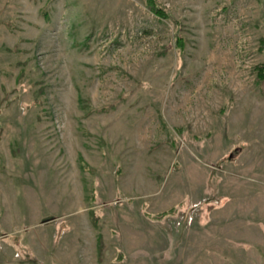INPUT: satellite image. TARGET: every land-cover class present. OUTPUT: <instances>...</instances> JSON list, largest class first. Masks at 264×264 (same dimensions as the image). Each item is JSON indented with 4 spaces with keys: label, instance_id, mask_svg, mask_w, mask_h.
<instances>
[{
    "label": "rangeland",
    "instance_id": "obj_1",
    "mask_svg": "<svg viewBox=\"0 0 264 264\" xmlns=\"http://www.w3.org/2000/svg\"><path fill=\"white\" fill-rule=\"evenodd\" d=\"M0 264H264V0H0Z\"/></svg>",
    "mask_w": 264,
    "mask_h": 264
},
{
    "label": "crops",
    "instance_id": "obj_2",
    "mask_svg": "<svg viewBox=\"0 0 264 264\" xmlns=\"http://www.w3.org/2000/svg\"><path fill=\"white\" fill-rule=\"evenodd\" d=\"M37 236L33 237L31 240H32V244H31V248L33 247V243L37 242ZM32 250V249H31ZM32 252V251H31Z\"/></svg>",
    "mask_w": 264,
    "mask_h": 264
}]
</instances>
